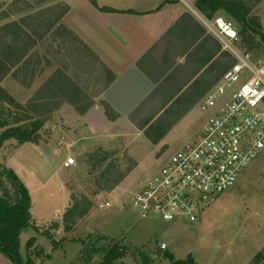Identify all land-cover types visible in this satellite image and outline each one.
Wrapping results in <instances>:
<instances>
[{
  "label": "rangeland",
  "instance_id": "374dc122",
  "mask_svg": "<svg viewBox=\"0 0 264 264\" xmlns=\"http://www.w3.org/2000/svg\"><path fill=\"white\" fill-rule=\"evenodd\" d=\"M41 1L43 6L49 2L0 0L1 120L11 124L17 118L21 125L40 127L34 142L21 145L12 139L0 151V194L17 203V190L3 168L18 165L24 179L18 177L31 197L36 231L21 236L25 261L101 264L108 249L117 245L125 252L120 264H171L166 253L176 261L191 257L194 264H258V259L264 264V150L194 223H165L156 216L143 219L134 206L139 184L159 173L186 144L200 140L204 124L216 117L222 98L206 110L202 102L178 130L158 134V138L151 137L152 129L135 140L126 137L106 147L88 145L83 141L88 138L85 124L77 125L70 113L56 114L52 83L59 58L54 48L60 47L62 39L52 31L44 34L39 14H43L41 19L52 20L56 14L53 7L37 13ZM189 1L195 4L197 0ZM246 1L264 36V0ZM72 16L81 18L80 23L88 22L76 9ZM215 18L232 23L240 32V26L225 13L211 21ZM235 45L240 49V41ZM27 47L35 51L28 52ZM241 51L254 63L263 61L264 41L257 37L252 51ZM247 78L243 75L241 82ZM40 82L50 84L49 100H40ZM105 109L110 117L114 114L108 106ZM69 158L74 165L67 166ZM0 264L13 263L0 253Z\"/></svg>",
  "mask_w": 264,
  "mask_h": 264
},
{
  "label": "crops",
  "instance_id": "0c3cea01",
  "mask_svg": "<svg viewBox=\"0 0 264 264\" xmlns=\"http://www.w3.org/2000/svg\"><path fill=\"white\" fill-rule=\"evenodd\" d=\"M48 1L37 13L53 7V20L39 14L40 26L62 39L54 48L56 114L85 124L88 145L178 130L236 63L193 1L190 7L174 0ZM75 9L88 22L73 18ZM38 90L40 100L50 99V84L40 82ZM10 168L22 177L20 166Z\"/></svg>",
  "mask_w": 264,
  "mask_h": 264
},
{
  "label": "built area",
  "instance_id": "2783aa9c",
  "mask_svg": "<svg viewBox=\"0 0 264 264\" xmlns=\"http://www.w3.org/2000/svg\"><path fill=\"white\" fill-rule=\"evenodd\" d=\"M174 1L191 6L189 0ZM207 25L237 62L201 107L213 108L223 100L200 140L186 145L159 173L139 184L133 202L143 219L196 222L205 207L231 189L264 150V60L250 61L235 45L239 33L232 23L215 18ZM243 75L248 78L241 82ZM74 164V159L67 160V166Z\"/></svg>",
  "mask_w": 264,
  "mask_h": 264
},
{
  "label": "trees",
  "instance_id": "16d2710c",
  "mask_svg": "<svg viewBox=\"0 0 264 264\" xmlns=\"http://www.w3.org/2000/svg\"><path fill=\"white\" fill-rule=\"evenodd\" d=\"M257 1L260 3L262 0ZM195 8L208 20H212L221 12L232 18L240 26L239 41L242 50L252 51L255 48L257 37H259V40L264 41L262 26L251 15L252 6L246 0H197ZM1 70L0 68V72ZM1 78L2 75L0 74ZM6 112L8 113V110ZM3 113L0 106V151L4 143L12 139L21 145L34 142V134L40 128L39 125L24 126L17 118L11 124H8L7 121L3 122L1 120ZM3 174L17 190L18 200L17 203L13 204L0 194V253L13 264H31L30 261H25V258L21 255L22 234L28 230L36 231L30 212L32 206L30 193L12 169L3 168ZM124 255L125 252L115 245L108 249L101 264H120L119 261ZM165 255L170 259L171 264H194L191 257L187 260L176 261L171 254L166 253ZM262 260L258 259V264H261Z\"/></svg>",
  "mask_w": 264,
  "mask_h": 264
}]
</instances>
